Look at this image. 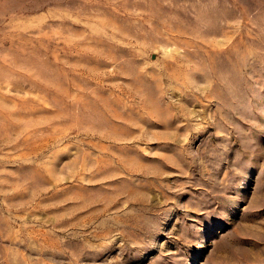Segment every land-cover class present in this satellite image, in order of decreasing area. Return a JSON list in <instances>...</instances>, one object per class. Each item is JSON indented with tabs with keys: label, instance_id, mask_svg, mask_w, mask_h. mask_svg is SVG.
<instances>
[{
	"label": "rangeland",
	"instance_id": "374dc122",
	"mask_svg": "<svg viewBox=\"0 0 264 264\" xmlns=\"http://www.w3.org/2000/svg\"><path fill=\"white\" fill-rule=\"evenodd\" d=\"M0 264H264V0H0Z\"/></svg>",
	"mask_w": 264,
	"mask_h": 264
}]
</instances>
